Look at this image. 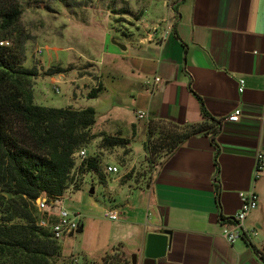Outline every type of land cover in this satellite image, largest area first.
I'll return each instance as SVG.
<instances>
[{
  "label": "crops",
  "instance_id": "1",
  "mask_svg": "<svg viewBox=\"0 0 264 264\" xmlns=\"http://www.w3.org/2000/svg\"><path fill=\"white\" fill-rule=\"evenodd\" d=\"M170 3L174 15L162 21L163 27L153 23L149 37L130 43L126 50L108 46L106 63L123 85L115 89L114 102L101 121L97 119L109 126L101 132L134 140L143 130L141 121L147 122L146 136L152 119L201 123L202 102L216 120H225L237 109L242 117L237 124L224 122L216 138L218 166L217 150L207 135L192 137L139 179L135 174L122 181L136 169L131 144L125 167L118 162L121 149H114L116 156L105 155L104 168L117 166L118 174L125 169L115 180L122 202L113 203L119 219L108 220L109 240L94 261L119 247L127 258L137 256V264H146L148 235L170 230L171 248L154 264H264L263 238H251L250 246L245 238L230 242L223 237L224 226L241 209L240 194L251 190L258 194L260 208L245 227L264 232V173L254 181L257 155L264 156V0L165 1L168 8ZM241 79L245 91L240 94ZM80 80L89 81L84 85L87 96L95 81ZM139 111L148 119H138ZM113 175L106 174V181ZM81 227L84 232L85 225Z\"/></svg>",
  "mask_w": 264,
  "mask_h": 264
},
{
  "label": "trees",
  "instance_id": "2",
  "mask_svg": "<svg viewBox=\"0 0 264 264\" xmlns=\"http://www.w3.org/2000/svg\"><path fill=\"white\" fill-rule=\"evenodd\" d=\"M23 1L0 0V44L10 43L0 45V264H56L62 257L60 240L41 222L49 220L51 225L57 219L40 211L37 201L47 199L55 207L68 191H80L88 175L106 182V166L98 150L122 148L129 153L130 140L94 133L97 112L93 107L52 108L35 103L33 80L40 72L24 64ZM69 69L53 67L45 75H63ZM102 90V86L92 88L87 97L97 98ZM201 104V123L149 121L145 150L153 168L198 135L212 138L218 166L216 138L224 120L212 118ZM98 140V150L87 152V158L79 162V153ZM246 241L253 246L249 239ZM83 264H132V260L118 247L100 261L84 258Z\"/></svg>",
  "mask_w": 264,
  "mask_h": 264
},
{
  "label": "rangeland",
  "instance_id": "3",
  "mask_svg": "<svg viewBox=\"0 0 264 264\" xmlns=\"http://www.w3.org/2000/svg\"><path fill=\"white\" fill-rule=\"evenodd\" d=\"M165 1L168 0H24L21 19L26 41L24 64L40 72L39 77L33 80L34 98L38 105L73 109L93 107L97 119L101 121L102 113L114 102L115 89L123 85L122 79H114L112 68L106 63L109 60L105 56L108 46H118L115 42L130 46V43L138 42L140 38L149 37L154 31L153 23L158 22L161 27L166 24L162 23L163 20L170 21L175 10L171 6L172 2L168 8ZM53 67L70 69L63 75H45ZM84 77H91L95 81V85L88 88L89 92L101 83L103 90L98 98L89 99L85 95L87 90L84 85L89 84V81L80 80ZM141 122L144 124L141 134L138 133L134 140L130 139L136 169L126 175L134 177L136 174V179L140 175H150L153 169L145 150L148 136L144 131L147 122ZM93 130L100 134L101 131H108L109 126H101L98 122ZM99 144L98 140L88 148V154L96 152ZM116 149L124 153L114 154V149L98 152L103 162L105 155H117L118 162L125 167L128 161L126 156L130 151L126 153L125 149ZM124 173L125 169L122 168L120 174L113 175L104 183L98 178L91 180L88 175L80 191L70 190L56 203L53 212L63 207L79 221L80 226L85 225L84 232H76L73 237L69 235L60 240L62 257L56 264H83L86 256L97 260L96 254L102 251L109 240L111 223L105 218V213L116 208L113 203L122 202L121 189H118L115 180ZM259 186L260 183L257 190H260ZM258 206L260 208V198ZM250 237L254 241L264 239V232L260 230L258 234L256 231V235L251 234Z\"/></svg>",
  "mask_w": 264,
  "mask_h": 264
},
{
  "label": "built area",
  "instance_id": "4",
  "mask_svg": "<svg viewBox=\"0 0 264 264\" xmlns=\"http://www.w3.org/2000/svg\"><path fill=\"white\" fill-rule=\"evenodd\" d=\"M0 45H10L9 42H2ZM42 53V50L39 51ZM160 78L156 79V82H160ZM149 84V82L147 83ZM245 91V80H239V93H243ZM242 110L237 109L232 114H230L225 120V123L237 124L240 122L242 117ZM138 119L146 120L148 119V114L142 111L137 113ZM87 158V151L82 150L79 153V162L85 160ZM120 172L117 166H106L107 174H118ZM264 173V156L261 153L257 155V162L255 166L254 172V181L256 182ZM241 198V209L239 212L232 218L229 224H226L223 229V237L230 242L239 240V239H251L250 235H256V232H249L245 227V222L247 218L251 215L252 212L258 209V201L259 196L255 192V190H251L249 192H243L240 194ZM37 205L40 211L49 212L51 216L57 219L55 223L49 224V220H44L41 222V226L43 227H51L52 233L55 236V239L61 240L63 237L69 236L72 233L78 232L80 229V223L72 215L65 210L63 207L58 208L57 212H53L52 209L55 207H51L48 204L47 199H39L37 201ZM54 205V204H53ZM56 206V204H55ZM105 218L111 221H117L119 219V213L114 211H106ZM55 219V220H56Z\"/></svg>",
  "mask_w": 264,
  "mask_h": 264
},
{
  "label": "water",
  "instance_id": "5",
  "mask_svg": "<svg viewBox=\"0 0 264 264\" xmlns=\"http://www.w3.org/2000/svg\"><path fill=\"white\" fill-rule=\"evenodd\" d=\"M116 45L126 50V47L115 42ZM94 190L91 191L93 193ZM83 232V227L78 230V233ZM72 233L70 236H73ZM172 245V232L165 230L162 233L153 232L148 235L147 244L145 248V259L146 264H154L156 260L166 256ZM137 256H133L132 264H137Z\"/></svg>",
  "mask_w": 264,
  "mask_h": 264
}]
</instances>
